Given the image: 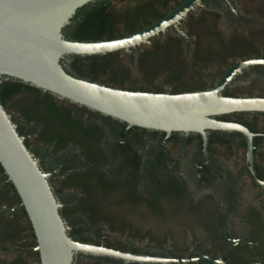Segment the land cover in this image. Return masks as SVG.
I'll list each match as a JSON object with an SVG mask.
<instances>
[{
    "label": "trees",
    "instance_id": "1",
    "mask_svg": "<svg viewBox=\"0 0 264 264\" xmlns=\"http://www.w3.org/2000/svg\"><path fill=\"white\" fill-rule=\"evenodd\" d=\"M177 1H90L78 8L64 26L63 39L78 43L114 40L135 33L160 20L171 10L169 3H177ZM119 4H122V7L118 8ZM254 41L252 34L248 37L235 34L227 43L219 36L213 39L206 38L203 47L199 45L198 54L193 61H189L177 40L169 39L166 42L157 40L153 41L148 49L139 52L135 59L133 54L136 48H131L129 51L103 55H65L60 59V66L69 76L93 84L149 93H190L213 87L237 60L264 58V55H255L257 52L252 47ZM133 61L136 63L138 78H133L131 68ZM252 86H256L255 81L252 82ZM220 95L241 97L237 90L231 89L230 84L220 92ZM60 99L61 97L22 80L0 75V105L8 114L33 159L35 160L34 157L44 151L46 156L62 158L74 155L80 160L79 166L73 167V165L61 170L60 173H66V177L59 188L54 189L47 180L59 205V215L66 227L68 237L83 244L99 245L91 234L101 230L102 224H107L111 232L123 234L127 230V225L119 223L115 217L122 215V212L132 211L126 205L129 198H132L135 204H147V210L165 215L163 204L154 207L150 204L148 196L143 198L135 193V184H139L140 187L146 186L144 184L146 178L142 174L141 152L142 137L147 130L139 132V128L132 127L128 132L132 137L126 144L118 143L103 147L100 139L93 138L96 133L102 131V127L96 125L90 115L85 117L86 113L80 109L84 106L67 99L63 101ZM249 114L261 113H229L214 116L213 119L238 122L252 133H256V120L247 118L246 115ZM114 121L121 123L123 129H126L125 123L116 119ZM124 130L119 133L121 141L124 138ZM24 131L34 137L33 142L23 138ZM191 134L201 139L199 134ZM206 134L210 141H218L221 144L228 141L227 137L233 135L242 137L241 133L235 131L207 130ZM136 143L139 146H136ZM37 166L44 173L40 164L37 163ZM158 166L160 165L152 168L156 173L153 177L159 181L154 185L157 199L173 201L170 204L173 214L179 215L183 211L179 201L186 199L184 190L170 176L164 178L159 175L160 172H167L162 167L157 169ZM71 189L73 194L64 192ZM145 193L148 195V189ZM73 198L77 203L66 205L68 200V203H72ZM0 200H16L21 203L18 193L1 165ZM24 214L26 215L25 210ZM157 223L159 226L170 222ZM139 233L140 231H135L130 235L137 238ZM147 234L152 235L151 231ZM155 239L161 243L165 241L163 237H155ZM248 241L256 243L257 246L253 249L244 246L245 252L260 257L259 263L264 264V235L256 234Z\"/></svg>",
    "mask_w": 264,
    "mask_h": 264
},
{
    "label": "flooded vegetation",
    "instance_id": "2",
    "mask_svg": "<svg viewBox=\"0 0 264 264\" xmlns=\"http://www.w3.org/2000/svg\"><path fill=\"white\" fill-rule=\"evenodd\" d=\"M184 1L186 0L169 3L171 10L166 15ZM221 19L227 25L226 31L219 29L218 23ZM263 31L264 0H201L176 25L162 31L146 43L134 47L136 49L133 59L139 52L148 49L153 41L166 42L174 39L180 43L186 59L193 61L198 54L199 45L203 47L206 38L213 39L219 36L227 43L235 34L245 37L252 34L255 38L252 46L257 52L255 55L263 56ZM131 68L133 78H138L135 61L131 63ZM253 81L256 82L254 87ZM237 82L248 84L246 89L249 90L242 91L241 87H233ZM229 84L241 97L264 98V67L245 68L235 75ZM254 88L258 91H252ZM249 94L252 96H248ZM80 109L86 113L85 117L90 115L94 118V123L102 127L101 134L98 132L93 138L100 139L103 147L118 143L126 144L132 137L128 133L132 127L129 129L126 127L124 130L123 125L113 118L86 107ZM246 116L257 123L256 133H252L246 127L253 134L254 176L247 167V149L243 135L227 137L228 141L221 144L218 141H210L207 134L204 142L201 135L200 139L191 133L176 132L167 135L154 130L145 131L141 154L142 174L146 178L144 182L146 186L140 187L139 184H135V193L143 198L148 196L150 204L154 207L163 204L166 213L160 215L153 210L148 211L147 204H135L132 198H129L126 205L132 211L122 212V215L115 217L119 223L127 225V230L123 234L111 232L107 224H102L101 230L91 234L99 243L96 246L132 255L136 253L135 256L144 257L184 259L206 256L214 261L220 258L223 264H260V257L245 252L244 246L253 249L257 245L248 239L256 234L264 235V114ZM123 130L124 138L121 141L119 133ZM142 130L145 129H138L139 132ZM23 138H28L32 142L34 140L27 131L23 132ZM137 145L139 146L136 143ZM34 158L54 189L59 188L66 177V173H60L62 169L80 165V160L74 155L59 158L46 156L42 151ZM155 165H160L157 169L162 167L167 172H160L159 175L164 178L170 176L183 188L186 199L179 201L183 206L181 214H173L170 205L173 201L157 199L154 185L159 181L153 177L156 173L152 170ZM146 189L148 195L145 193ZM64 192L74 193L72 189ZM68 202L66 205H72L76 199L73 198L72 203ZM23 208L22 203L16 200H0V264H41L37 239ZM157 222L170 223L158 226ZM135 231H140L137 238L130 235ZM149 231L152 235L147 234ZM155 237H163L165 241L161 243ZM173 255L176 257H172ZM73 257L72 264H160L128 262L80 252H75ZM180 264L220 263L202 259Z\"/></svg>",
    "mask_w": 264,
    "mask_h": 264
},
{
    "label": "water",
    "instance_id": "3",
    "mask_svg": "<svg viewBox=\"0 0 264 264\" xmlns=\"http://www.w3.org/2000/svg\"><path fill=\"white\" fill-rule=\"evenodd\" d=\"M90 1L93 0H0V75L17 78L119 120L128 129L137 127L167 135L172 132L196 133L204 142L207 130L239 132L246 141L247 167L253 175V134L239 123L218 121L213 117L229 113H264V98L220 95L243 69L264 67V59L237 61L212 88L190 93L128 91L78 80L60 66L63 56L128 51L176 25L201 0H186L159 21L114 40L96 43L64 40L62 29L76 10ZM0 165L30 220L41 264H72L75 252L135 263L180 264L203 259L223 264L220 258L214 261L206 256L184 259L135 256L70 239L47 175L38 168L1 105Z\"/></svg>",
    "mask_w": 264,
    "mask_h": 264
},
{
    "label": "rangeland",
    "instance_id": "4",
    "mask_svg": "<svg viewBox=\"0 0 264 264\" xmlns=\"http://www.w3.org/2000/svg\"><path fill=\"white\" fill-rule=\"evenodd\" d=\"M122 5H119L118 7H121ZM218 26H219V29L221 30V31H226L227 30V25L225 24V21L223 20V19H221L220 21H219V23H218ZM181 35V34H180ZM133 70H134V68H133ZM135 71V70H134ZM246 85L248 86V84H245L244 82L242 83V82H237V83H235L234 85H233V87H241V90L242 91H244V90H249V88L248 89H246ZM251 90V89H250ZM252 91H258V89H256V88H254V89H252ZM144 224V223H143Z\"/></svg>",
    "mask_w": 264,
    "mask_h": 264
}]
</instances>
